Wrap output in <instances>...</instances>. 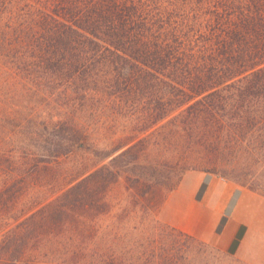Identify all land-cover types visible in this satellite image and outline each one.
<instances>
[{"label": "trees", "instance_id": "16d2710c", "mask_svg": "<svg viewBox=\"0 0 264 264\" xmlns=\"http://www.w3.org/2000/svg\"><path fill=\"white\" fill-rule=\"evenodd\" d=\"M38 2L36 25L0 16V65L47 107L17 117L0 84V173L48 196L0 264H223L157 215L190 170L244 166L264 196V0Z\"/></svg>", "mask_w": 264, "mask_h": 264}, {"label": "rangeland", "instance_id": "374dc122", "mask_svg": "<svg viewBox=\"0 0 264 264\" xmlns=\"http://www.w3.org/2000/svg\"><path fill=\"white\" fill-rule=\"evenodd\" d=\"M40 9L41 4L38 2V0H0V16H4L7 18L12 13L15 19L25 26L28 24L36 25L39 18L38 10ZM0 84L1 86H3V100L6 97L7 102L12 105L15 110L18 111L17 117L27 119V116H30L32 113L38 110H47L46 104L44 103V98H42V96L36 97V91L32 86V83L30 81H27L26 79L20 78V76H14L13 74H10L9 67L0 65ZM14 117L15 115H13L12 119L10 120L17 123L19 122V120H21L20 118ZM0 160H3L1 156ZM9 161H12V163H10L12 167L17 166V164L14 163L13 160L9 159ZM92 162H94V160L91 157L88 159L87 156L81 153H77L72 155L64 164H62V166L57 167V170L55 171L59 172V170L61 171V168L73 170L81 163L85 164L86 166L90 165ZM3 165H7V163H3ZM242 168H244V166L237 165L235 167L224 166L223 169L218 167L208 172L190 170L183 176L182 181L187 175L195 173H199V176H201L202 179L200 181H197L196 179H187L186 185L181 192H185L184 190H187L188 187L190 188L193 185L195 186L199 184L200 189L197 193V199L199 200L203 191L208 187V184L212 180L217 181L220 184L233 183L239 188V190L243 188L252 191L247 185H245L243 181H237L235 178H233V174H235V172L239 173ZM21 170L22 169H20L17 174H20ZM14 174L12 176H4L0 173V243L13 229H15L18 224H20L24 220L30 210L38 209L39 204L42 202L43 198L45 196H48V188H42L39 186V176H41V171L39 173H34L35 178L30 181V184H28V182H25L24 179L23 181H21V179H18L19 177L15 176ZM182 181L174 191L167 194L166 200L177 192L178 193L175 195V199L173 200V202L176 203L180 200L181 192L179 191V189ZM57 187L58 186H55L53 190H56ZM239 190H236L235 193L232 194L226 206L222 219L223 224L225 222V219H227L231 214L238 200V197L241 193ZM123 191L124 190L122 189V186H119L114 190L113 193L118 195L123 193ZM252 192L264 199L263 194L254 191ZM163 205L158 212V220L168 225L170 224L165 221V217L174 218L177 222H179L180 215L178 214V211H174L172 208H169V210L164 213ZM257 219L258 218H255L254 216L250 224L256 227L259 224L264 226V219L261 220V222H259ZM223 254H225L221 257V262L223 264H249L226 252H223ZM254 256L258 261H260L261 254H259V250L254 252ZM2 262L3 261H1V263Z\"/></svg>", "mask_w": 264, "mask_h": 264}, {"label": "crops", "instance_id": "0c3cea01", "mask_svg": "<svg viewBox=\"0 0 264 264\" xmlns=\"http://www.w3.org/2000/svg\"><path fill=\"white\" fill-rule=\"evenodd\" d=\"M187 179L200 181L202 177L199 173L187 175L180 185V192ZM199 189L197 184L179 192L180 200L176 203L173 200L178 192L169 197L163 205V212L172 208L178 211L180 220L177 222L174 218L165 217V221L202 241L214 243L219 250L249 264H264V226L250 224L254 216L259 222L264 219V199L252 191L239 190L233 183L220 184L212 180L198 200ZM236 190L241 193L231 214L225 219L221 233L217 235L226 206ZM257 250L261 254L260 261L254 256Z\"/></svg>", "mask_w": 264, "mask_h": 264}, {"label": "built area", "instance_id": "2783aa9c", "mask_svg": "<svg viewBox=\"0 0 264 264\" xmlns=\"http://www.w3.org/2000/svg\"><path fill=\"white\" fill-rule=\"evenodd\" d=\"M210 178H211V176H210Z\"/></svg>", "mask_w": 264, "mask_h": 264}]
</instances>
